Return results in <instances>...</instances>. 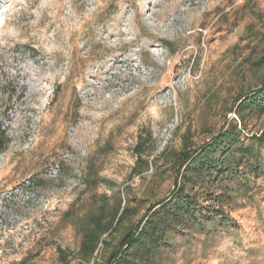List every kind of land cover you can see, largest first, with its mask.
<instances>
[{"label":"rangeland","instance_id":"1","mask_svg":"<svg viewBox=\"0 0 264 264\" xmlns=\"http://www.w3.org/2000/svg\"><path fill=\"white\" fill-rule=\"evenodd\" d=\"M263 49L264 0H0V264H82L84 230L120 204L88 263L106 264L183 185L180 153L229 123L251 152L189 184L204 218L148 264H264V115L234 106Z\"/></svg>","mask_w":264,"mask_h":264},{"label":"trees","instance_id":"2","mask_svg":"<svg viewBox=\"0 0 264 264\" xmlns=\"http://www.w3.org/2000/svg\"><path fill=\"white\" fill-rule=\"evenodd\" d=\"M255 69L257 71L263 69L259 86L241 93L234 105L237 106L236 115L241 123L245 122L247 113L258 116L264 115V53L256 60ZM149 138L151 139V136ZM241 143V131L238 129V124L229 123L227 129L224 127L213 138V141L201 150L182 151L178 157L176 178L178 179L182 175L183 185L178 188L170 201L167 203L159 202L149 210L139 225L124 235L118 248L110 254L106 264H148L151 262L154 253L164 244L166 233L170 228L182 222H195L198 214L204 218L203 210L199 204L201 197L192 195L187 187L189 184L197 185L200 180H214L216 175L219 176L228 171L234 163L230 157H234L236 152L239 151L242 154L251 152V150L240 148ZM5 145L6 136L4 132H1L0 151L4 149ZM142 145L143 143L137 147L139 160L134 168V173L138 175L149 168L148 162L143 161ZM141 162H144L146 167L139 170ZM182 169H184L183 174H181ZM156 207L159 208L154 211ZM103 211L93 216L89 226L84 230L79 250L82 264L90 263L99 246L106 244L103 236L110 234L114 225L123 222L128 213V208L122 209L121 205L118 204L113 213V219L109 222L105 221ZM206 213L208 218L211 217V211ZM60 258L65 261V264H68L63 250H60Z\"/></svg>","mask_w":264,"mask_h":264}]
</instances>
